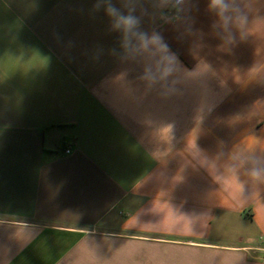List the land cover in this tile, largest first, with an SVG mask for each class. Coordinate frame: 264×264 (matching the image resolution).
I'll list each match as a JSON object with an SVG mask.
<instances>
[{
  "label": "crops",
  "instance_id": "crops-1",
  "mask_svg": "<svg viewBox=\"0 0 264 264\" xmlns=\"http://www.w3.org/2000/svg\"><path fill=\"white\" fill-rule=\"evenodd\" d=\"M173 1L0 0V264H264V0Z\"/></svg>",
  "mask_w": 264,
  "mask_h": 264
},
{
  "label": "clouds",
  "instance_id": "clouds-1",
  "mask_svg": "<svg viewBox=\"0 0 264 264\" xmlns=\"http://www.w3.org/2000/svg\"><path fill=\"white\" fill-rule=\"evenodd\" d=\"M211 5L213 7H217L221 9L227 6L225 0H211ZM108 11L111 15L117 18L116 27L123 28L125 31H131L132 29L135 28L137 21L134 17L121 15L118 13V11L115 8L111 6L108 8ZM142 39L147 40L148 38L146 35H144L142 36ZM151 40L152 42L158 44L161 49L167 50V45L163 43L162 39L159 36L154 35L151 37Z\"/></svg>",
  "mask_w": 264,
  "mask_h": 264
},
{
  "label": "built area",
  "instance_id": "built-area-1",
  "mask_svg": "<svg viewBox=\"0 0 264 264\" xmlns=\"http://www.w3.org/2000/svg\"><path fill=\"white\" fill-rule=\"evenodd\" d=\"M182 0H174L170 6L168 7V9L166 10V12L163 14L162 16V21L166 22V21H171L174 20L178 17V4L181 2ZM71 152L70 148H67L64 150L65 154H69ZM264 251V248L262 249Z\"/></svg>",
  "mask_w": 264,
  "mask_h": 264
}]
</instances>
